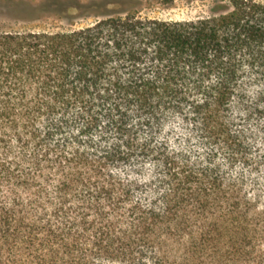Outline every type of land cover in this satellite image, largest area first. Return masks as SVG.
<instances>
[{"label": "trees", "instance_id": "1", "mask_svg": "<svg viewBox=\"0 0 264 264\" xmlns=\"http://www.w3.org/2000/svg\"><path fill=\"white\" fill-rule=\"evenodd\" d=\"M141 6L0 31V264H264V0Z\"/></svg>", "mask_w": 264, "mask_h": 264}, {"label": "rangeland", "instance_id": "2", "mask_svg": "<svg viewBox=\"0 0 264 264\" xmlns=\"http://www.w3.org/2000/svg\"><path fill=\"white\" fill-rule=\"evenodd\" d=\"M48 0H0V31L16 30H68L93 22V16L54 18L46 13L30 11ZM67 1V0H63ZM90 4L100 0H68ZM215 0H141L140 15L165 20H190L213 14ZM13 5V6H12ZM23 6L25 8H23ZM36 19V20H35ZM28 20V21H24Z\"/></svg>", "mask_w": 264, "mask_h": 264}]
</instances>
